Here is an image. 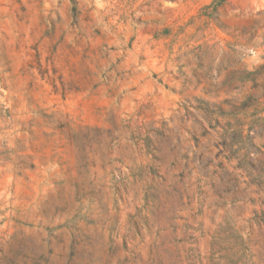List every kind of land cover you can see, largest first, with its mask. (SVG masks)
Returning <instances> with one entry per match:
<instances>
[{"label": "rangeland", "instance_id": "1", "mask_svg": "<svg viewBox=\"0 0 264 264\" xmlns=\"http://www.w3.org/2000/svg\"><path fill=\"white\" fill-rule=\"evenodd\" d=\"M0 264H264V0H0Z\"/></svg>", "mask_w": 264, "mask_h": 264}]
</instances>
